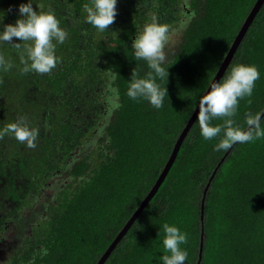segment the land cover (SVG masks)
I'll return each instance as SVG.
<instances>
[{"label": "trees", "instance_id": "trees-1", "mask_svg": "<svg viewBox=\"0 0 264 264\" xmlns=\"http://www.w3.org/2000/svg\"><path fill=\"white\" fill-rule=\"evenodd\" d=\"M32 2L52 10L68 35L56 67L43 74L23 72L20 50L0 44L13 65L0 69V129L23 120L39 131L34 148L0 136V264H96L159 177L256 0H117L103 32L85 20L90 0ZM21 3L0 0V27L16 21ZM153 15L171 32L169 78L157 79L168 90L160 109L126 94L133 70L142 78L151 71L131 43ZM240 62L260 73L232 117L246 127L247 114L264 112V4L229 67ZM111 71L120 74L115 109ZM218 140H205L194 122L104 264H162L164 223L187 234L185 264H198L203 227L200 264H264V137L233 146L210 182L202 222L204 190L226 153L215 150Z\"/></svg>", "mask_w": 264, "mask_h": 264}, {"label": "clouds", "instance_id": "clouds-1", "mask_svg": "<svg viewBox=\"0 0 264 264\" xmlns=\"http://www.w3.org/2000/svg\"><path fill=\"white\" fill-rule=\"evenodd\" d=\"M36 5L37 8L34 9L32 0L19 5L16 21L0 27V44L9 43L20 50L23 72L33 71L43 74L51 72L56 67L57 45L65 42L68 33L61 27L60 21L52 10L45 11L42 10L43 4ZM116 5L117 0H90L83 6L86 22L100 32L109 29V25L116 17ZM170 38L169 25L160 22L156 15L137 30L131 43L133 56L136 60L145 61L151 71L148 72L147 78H142L133 70L126 91L130 99L146 100L155 109L163 107L168 90L162 88L157 79L169 78L165 47ZM12 66L5 57L0 55V69L7 71ZM118 75L120 74L116 71L108 73L107 90L112 94L109 97L112 109L120 106L119 91L115 86ZM259 76V70L254 64L234 63L219 80L211 82L207 91L200 96L195 108L200 135L205 140L219 137L214 145L216 151H227L235 144H245L264 137V126L261 123L264 113L247 114L246 127L236 124L232 119L239 99L252 94L255 81L259 79ZM218 117L225 118L223 124L213 125V119ZM4 134H10L28 148H34L39 131L23 120H19L10 122L0 129V136ZM162 230L164 233L162 243L165 250L160 257L162 264H185L188 253L181 245L187 243V234L178 226L169 223H164Z\"/></svg>", "mask_w": 264, "mask_h": 264}, {"label": "water", "instance_id": "water-1", "mask_svg": "<svg viewBox=\"0 0 264 264\" xmlns=\"http://www.w3.org/2000/svg\"><path fill=\"white\" fill-rule=\"evenodd\" d=\"M264 4V0H256V2L254 3L252 9L250 10V12L248 13L245 21L243 22L238 34L236 35V37L234 38L228 52L226 53L223 61L221 62L217 72L215 73L213 79L211 82L215 81V80H219L227 71L239 45L241 44L246 32L248 31L249 27L251 26V24L253 23L256 15L258 14L260 8L262 7V5ZM210 82V83H211ZM208 89V88H207ZM206 89V91H207ZM205 91V92H206ZM204 92V93H205ZM196 108V107H195ZM264 113V112H263ZM263 117V116H262ZM196 121V113H195V109L193 111V113L191 114L189 120L187 121V123L185 124L184 128L182 129L180 135L178 136L172 152L163 168V170L161 171L159 177L157 178V180L155 181V183L153 184V186L151 187L150 191L148 192V194L145 196V198L141 201V203L139 204V206L137 207V209L133 212V214L131 215V217L127 220V222L125 223V225L123 226V228L119 231V233L117 234V236L115 237V239L112 241V243L109 245V247L107 248V250L101 255L100 259L98 260V262L96 264H104L105 261L107 260V258L111 255L112 251L114 250V248L117 246V244L119 243V241L125 236V234L127 233V231L130 229V227L132 226V224L135 222V220L139 217V215L141 214V212L144 210V208L147 206V204L150 202V200L153 198V196L155 195V193L158 191L159 187L161 186V184L163 183V181L165 180L171 166L173 165L178 152L186 138V136L188 135L189 131L191 130L194 122ZM234 146V145H233ZM233 148V147H232ZM231 148V149H232ZM231 149L227 150L226 153L224 154V156L221 158V160L219 161V163L217 164V166L215 167L210 180L204 190L203 193V197H202V205H201V220L203 222L204 220V207H205V198H206V194H207V190L210 186V182L212 181V179L214 178L215 174L217 173L219 167L221 166L222 162L226 159V157L229 155ZM203 242H204V227L202 228V235H201V245H200V254H199V260H198V264H200L201 259H202V254H203Z\"/></svg>", "mask_w": 264, "mask_h": 264}]
</instances>
